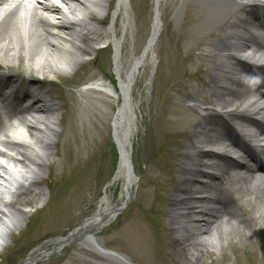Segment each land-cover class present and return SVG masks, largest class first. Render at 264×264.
<instances>
[{
  "label": "bare ground",
  "instance_id": "1",
  "mask_svg": "<svg viewBox=\"0 0 264 264\" xmlns=\"http://www.w3.org/2000/svg\"><path fill=\"white\" fill-rule=\"evenodd\" d=\"M59 1L61 6L51 3L49 0L42 4L32 3L30 0L29 2L20 0V2H15L13 7L3 9L2 7L9 5L10 1L0 0V65L10 70L14 61L24 63L23 71L29 81L26 84L34 86L30 83H40V80H47L55 73L74 74L85 62L81 56L95 52L96 42L103 38L109 39L113 49L112 60L118 90L110 83H104L100 79L99 82H92L90 85L101 89L112 97L116 107L115 114L111 118V127L112 143L117 150L118 160L116 169L104 187L101 198L96 202L94 211L83 221L81 226L72 230L64 238H55L43 243L32 251L21 264H38L44 258L57 254L66 245L80 241V239H83L82 245L101 253L98 248L100 245L95 239L96 233L103 225L105 226L113 220L119 206L132 195L135 186L132 168L128 162H125L129 158L135 134L132 87L148 55L151 53L154 55L153 47L158 34L162 4V0H154V17L149 38L141 54L134 56L131 38L135 28L127 8L129 0ZM211 1L213 4H207L212 9V13H204L199 16L201 33L194 38L195 40L191 39L190 46V50L199 51L195 57L201 65L206 66L205 70L197 69L194 76L199 83L202 95L194 92L192 95L186 93L185 96L190 98V102L197 99L199 104H210L220 108V115L226 120L247 112L264 116V98L255 96L254 90H247L246 92L249 94L247 96L253 94V97L246 100L243 97V91L232 86L234 82H237L239 88L245 87L244 80L234 77L238 73V69L232 64L239 68L248 64L247 61L241 60V62L234 54L244 53L246 58L264 61V47L256 42L243 40L240 35L242 31H253L258 28L255 20H261V17L252 11L254 6L248 4L228 6V0H221V5L218 6L219 0ZM103 4H106V9L104 15L100 17L102 21L109 9H112L106 34L99 33L84 21L77 20L79 17L75 14L77 9L88 11L89 17L90 15L94 17L93 15L97 16V13L94 14L91 9L89 10V6L91 5L92 8L94 5L101 7ZM62 7L64 10H61ZM197 7L185 6L182 26L196 21L192 11H195ZM247 8L248 11H245ZM261 10L264 12V6ZM51 13H55L59 18L50 17ZM238 13L243 14V17L238 16ZM173 25L174 23H172ZM211 36L215 37L210 39ZM167 37L168 46L172 49L174 45L173 31H168ZM123 49H126L124 54ZM181 54L178 46L175 60L183 64L188 61V55L181 56ZM166 57L170 60L167 69H165L168 85H172L171 88L173 87L175 90H184L186 83L184 78L191 77L193 73L185 70L184 66L176 68L174 66L176 62L171 59V53L166 52ZM181 69L183 70L181 71ZM260 71L264 72V67H260ZM203 77L206 78V81H202ZM12 78L4 76L5 81L0 82V108L2 106L4 108L3 102L6 100L2 93L6 92L9 97H16L17 91L21 89L20 85L15 84L17 82L11 80ZM223 81H226L227 85H222ZM24 95L26 98L23 101L31 100V106L5 117L4 122L0 124V147L4 149V151L0 149V237L4 241L21 226L18 222L22 218V226L27 221L28 211H21L18 206L31 204L27 201L30 199L25 200L27 195L36 196L39 194V189L34 187L41 179V169H53L54 167V162L46 159L49 154L46 149L48 150L52 146L54 148L55 137L60 132L56 129L58 120L55 106L32 92L26 91ZM166 111L179 113L176 120L178 133L182 138L181 146L186 145V151L183 153L185 157L195 158L196 165L199 167H203L202 165L213 166L221 175L217 180H211L214 182L213 188L204 184L199 189H192L189 188L192 185L190 180L184 175L187 171L186 164L180 166L179 181L170 195L169 204V217H171L169 231L173 237L172 247H179V244L174 242L179 240L175 234L190 233L193 238L200 241L194 244L187 243L185 250L188 248L194 253L197 252L200 260L205 254L208 255L222 249L220 244L212 243L213 240L215 242L218 239V234L224 235L226 231L231 233L233 230H239L238 235L243 236L244 240H248L249 231L252 235H258L260 230L264 231V177L255 178L252 175V170H249L248 173L233 174L231 169L234 166L202 162V160L212 159L215 156L200 150L198 144L221 141L227 146V141L230 140L226 134L213 138L212 130L206 127L208 122L204 121L209 116L212 117L210 113L206 112L201 115L198 112V105L194 104L179 108L169 106V109H165ZM191 114L195 117L193 118ZM13 120H16L18 125L13 126ZM222 148L225 150V147ZM88 152L84 150L82 153L89 156ZM215 159L217 158L215 157ZM81 160L82 158L77 154L76 161L81 164ZM90 167H92L91 162L86 161L83 165L73 169V172L70 171L68 178L71 175V179L67 178L68 184L73 185L74 183L75 187L79 188L88 178ZM209 176L205 174L203 177L206 179ZM113 186L119 188L116 202L110 201L109 192ZM227 187H231L233 190V199L225 196L224 191L227 190ZM76 188L72 189L73 193L78 191ZM208 192H213L211 197ZM175 195L181 198L177 199ZM8 197H11L10 201L7 200ZM231 203L241 205L243 211L248 209L249 203L254 204L253 210L256 213L253 218H243L231 207ZM4 218H11L9 222L14 219L16 223L8 224ZM247 222L253 224L252 227L248 226ZM257 225L261 226L256 229ZM134 227L137 234L144 228L140 224H136ZM220 227L225 228V231L217 233V229ZM223 240L218 242H223ZM185 241L187 242V239ZM203 245L206 246V250L202 251ZM261 245L264 248V243ZM137 247H143V251L149 252L151 249L150 246L144 244H138ZM225 248L229 247L225 245Z\"/></svg>",
  "mask_w": 264,
  "mask_h": 264
},
{
  "label": "rangeland",
  "instance_id": "2",
  "mask_svg": "<svg viewBox=\"0 0 264 264\" xmlns=\"http://www.w3.org/2000/svg\"><path fill=\"white\" fill-rule=\"evenodd\" d=\"M193 1L162 0L159 29L153 47L154 59L151 61L148 57L149 61L139 72L132 89L135 135L130 154L138 183L130 204L121 210L109 226L99 234L98 240L105 249L125 257L130 264H264V248L261 245L264 243V231L261 230L258 235H252L249 231L248 240L238 235L239 230H233L232 234L228 231L224 235L218 234V239L215 242L213 240L212 243L220 244L222 249L205 254L200 260L197 252L194 253L188 248L185 250L187 243L194 244L200 241L190 237V233L175 234L179 240L174 242L179 244V247H172L173 237L169 231L171 217L168 214L171 188L174 182L178 183L180 168L178 164L186 160H183L180 150L182 138L179 136L176 120L179 113H168L165 109H169V105L175 107L174 103L180 106L191 103L179 93L174 92L172 85L167 83L165 69L170 60L167 59L166 52L171 53V59L174 62H176L178 46L182 52L181 56L188 55L189 60L183 64L177 61L174 65L176 68L184 66L185 70L192 73L198 68L206 69V66L201 65L195 57L197 51L190 50V46L191 39L195 40L194 38L201 33L199 16L212 13V9L207 4L212 1ZM219 1L218 6L221 5V0ZM238 1L241 0H228V6H236ZM129 6L135 28L132 41L135 47L134 54L139 55L150 32L153 0H129ZM185 6H198L195 11H192L196 21L182 26ZM91 10L94 14L96 12L97 16L89 17L88 11L80 9H77L75 14L88 26L99 28L100 17L104 15L105 6H94ZM109 17L108 12L104 20L106 23ZM172 23H174L173 26ZM101 30L105 32V26H101ZM168 31H173L172 49L167 42ZM103 44H105L104 40ZM81 58L85 62L74 74L55 73L47 79L52 81L54 86V88L46 86L48 90L46 96L56 108L58 120L56 129L60 131L55 137L54 148L52 146L46 149L49 153L46 159L54 162V167L41 169V179L34 187L39 189V194L27 195L25 200L30 199L27 201L31 204L18 206L21 211H28L29 216L23 226V218L18 222L21 226L12 233L10 238L5 242L4 239L0 240V260H2L0 264H15L21 261L32 248L40 246L49 238L64 236L71 228L78 226L94 211L96 202L102 196L103 189L114 170L116 153L111 142L110 124L111 115L116 107L114 104L101 105L98 101L95 103L96 107L95 105L83 106L84 102L92 100L91 96L82 97V94L77 92L78 86L96 77L113 80L112 49L109 46L95 53L89 52ZM23 64L20 61H14L10 71L26 75ZM95 70L97 74L93 76L94 72L96 73ZM194 76L186 80L184 93H200L199 83L192 78ZM202 81H206V78L203 77ZM98 108L105 113H101ZM200 108L212 112L210 105H200ZM191 116L195 117L193 114ZM84 150L89 151V156L82 153ZM77 154L82 158L81 164L76 161ZM86 161H90L92 167L84 184L79 188H76L74 183L68 184L67 178L70 171L73 172V169ZM53 174L56 177L52 176ZM68 179H71V175ZM73 188L78 191L73 193ZM109 195L110 201L116 202L119 196L118 186H113ZM176 198L181 197L176 196ZM7 200L10 201L11 197ZM253 206L254 204L251 203L247 205L245 217H254L256 212L254 213ZM9 219L4 218L8 224L16 223L14 219L9 222ZM247 223L248 226L253 225ZM134 224L144 226L139 234ZM260 226L255 227L257 229ZM217 230V233H220L225 231V228L220 227ZM221 239H224L223 242H218ZM138 244L150 246V252L143 251V247H137ZM225 245L229 248H225ZM201 250H206V246L203 245ZM124 262H126L124 259L123 262H119L113 258H100L94 252L79 248L72 243L54 256L44 258L38 264H126Z\"/></svg>",
  "mask_w": 264,
  "mask_h": 264
}]
</instances>
